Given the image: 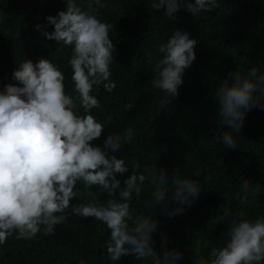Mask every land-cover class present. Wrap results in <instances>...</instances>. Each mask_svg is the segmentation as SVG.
Listing matches in <instances>:
<instances>
[{"label": "trees", "instance_id": "16d2710c", "mask_svg": "<svg viewBox=\"0 0 264 264\" xmlns=\"http://www.w3.org/2000/svg\"><path fill=\"white\" fill-rule=\"evenodd\" d=\"M76 2L87 10L90 0ZM152 2L100 0L92 4V14L111 25L109 38L115 52L109 68L116 85L111 91L93 86L92 95L100 107L90 114L105 126L93 144L102 147L108 134L119 133L123 138L125 132H132V140L122 139L120 150L114 153L129 169L123 176L117 174L121 188L137 164L138 173L163 168L169 175V192L175 176L199 182L198 198L179 215L167 214L174 206L171 202L166 208L155 205L154 187L148 180L129 203L134 219L157 220L152 240L158 255L162 256V239H166V247L181 253L178 264H200L201 260L209 264L211 249L228 241L231 224L264 219V110L246 112L242 127L230 128L219 116L216 98L232 74L245 75L253 67L264 72V0H217L218 7L195 19L183 5L171 18L153 9ZM64 8V0H0V89L18 83L12 73L25 59L36 62L45 57L62 71L65 93L78 102L69 63L71 48L42 34L53 30L46 17ZM174 29L187 31L197 41L196 58L184 70L178 96L161 107L167 94L152 81L163 55L159 46ZM79 113L84 114L83 109ZM225 133L232 135L235 149L224 145ZM75 190L80 194L71 201L73 205L92 202L90 191L98 203L110 198L96 186L86 189L82 182H77ZM109 235L102 222L76 216L69 209L67 219L51 234H45L41 226L29 239H17L15 233L9 236L0 244V264H154L153 258L132 256L112 262L105 252Z\"/></svg>", "mask_w": 264, "mask_h": 264}, {"label": "clouds", "instance_id": "9594fccd", "mask_svg": "<svg viewBox=\"0 0 264 264\" xmlns=\"http://www.w3.org/2000/svg\"><path fill=\"white\" fill-rule=\"evenodd\" d=\"M64 2V10L46 17L53 30L42 34L71 48L69 63L78 102L65 93L62 71L45 57L36 62L25 59L12 73L18 83L0 89V244L13 233L17 239H29L41 231V226L45 234H51L67 219L70 209L71 214L95 218L107 227L110 235L105 252L112 262L132 256L136 260L153 258L154 264H178L181 253L166 247V239H162V256L157 254L152 240L157 220L143 216L134 219L129 201L133 194L141 193V186L148 180L154 187L155 205L166 208L171 202L174 206L167 214L175 216L198 198L200 184L189 177L175 176L169 192V175L163 168L138 173L137 164L121 188L117 174L123 176L129 169L114 153L120 150L122 139L132 140V132H125L123 138L119 133L108 134L102 147L95 145L93 141L101 137L105 126L90 114L100 107L92 95L93 86L102 85L108 91L116 86L109 68L115 52L109 38L111 25L92 14V4H100V0H90L87 10L76 0ZM182 5L194 19L219 6L217 0L152 2L153 9L171 18ZM196 44L187 31L174 29L167 42L159 46L163 55L155 66L152 83L167 94L160 101L161 107L178 96L184 70L196 58ZM216 98L222 122L240 129L246 112L264 110V72L253 67L245 75L232 74L230 82L221 84ZM222 141L227 149L236 148L231 134L225 133ZM199 174L197 170L195 175ZM77 182L86 189L96 186L110 198L98 203L90 191L92 202L73 205L71 201L80 194L75 190ZM248 187L246 181L244 188ZM117 189L119 199L115 198ZM210 255L209 264H261L264 219H240L231 224L226 244L212 248ZM200 264L206 262L201 260Z\"/></svg>", "mask_w": 264, "mask_h": 264}]
</instances>
